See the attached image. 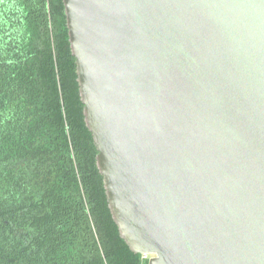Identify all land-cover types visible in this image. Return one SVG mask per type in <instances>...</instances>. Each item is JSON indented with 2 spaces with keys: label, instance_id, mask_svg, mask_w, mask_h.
<instances>
[{
  "label": "water",
  "instance_id": "95a60500",
  "mask_svg": "<svg viewBox=\"0 0 264 264\" xmlns=\"http://www.w3.org/2000/svg\"><path fill=\"white\" fill-rule=\"evenodd\" d=\"M111 216L150 264H264V0H62Z\"/></svg>",
  "mask_w": 264,
  "mask_h": 264
},
{
  "label": "trees",
  "instance_id": "16d2710c",
  "mask_svg": "<svg viewBox=\"0 0 264 264\" xmlns=\"http://www.w3.org/2000/svg\"><path fill=\"white\" fill-rule=\"evenodd\" d=\"M96 157L62 0H0V264H142Z\"/></svg>",
  "mask_w": 264,
  "mask_h": 264
},
{
  "label": "built area",
  "instance_id": "2783aa9c",
  "mask_svg": "<svg viewBox=\"0 0 264 264\" xmlns=\"http://www.w3.org/2000/svg\"><path fill=\"white\" fill-rule=\"evenodd\" d=\"M153 258L150 254H141L142 264H150L151 259Z\"/></svg>",
  "mask_w": 264,
  "mask_h": 264
}]
</instances>
